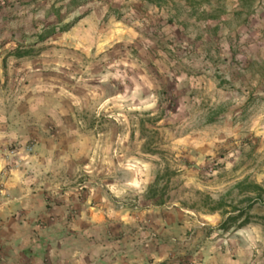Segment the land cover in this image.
I'll list each match as a JSON object with an SVG mask.
<instances>
[{
    "label": "rangeland",
    "instance_id": "374dc122",
    "mask_svg": "<svg viewBox=\"0 0 264 264\" xmlns=\"http://www.w3.org/2000/svg\"><path fill=\"white\" fill-rule=\"evenodd\" d=\"M0 146L116 180V200L198 225L195 251L264 264V0H0Z\"/></svg>",
    "mask_w": 264,
    "mask_h": 264
},
{
    "label": "crops",
    "instance_id": "0c3cea01",
    "mask_svg": "<svg viewBox=\"0 0 264 264\" xmlns=\"http://www.w3.org/2000/svg\"><path fill=\"white\" fill-rule=\"evenodd\" d=\"M4 148L0 264H235L209 246L195 251L186 235L198 225L183 212L133 209L115 199L116 180L104 189L95 178L48 173L36 152L25 159Z\"/></svg>",
    "mask_w": 264,
    "mask_h": 264
},
{
    "label": "trees",
    "instance_id": "16d2710c",
    "mask_svg": "<svg viewBox=\"0 0 264 264\" xmlns=\"http://www.w3.org/2000/svg\"><path fill=\"white\" fill-rule=\"evenodd\" d=\"M78 0H71V2H76ZM156 3H159L160 0H154ZM191 5L195 4L198 0H186ZM58 21V20H57ZM53 31V28L52 30ZM44 37V36H43ZM41 41V40H40ZM29 50L19 51L17 52V55L22 56L26 53H28ZM167 171V170H166ZM164 179V175L161 173H158L153 182L148 186L147 189V196L149 198H156V203L161 204L164 201V194H162L161 190L166 187L167 182H164V184H159L160 180ZM237 187H239L241 190L243 187H250L251 191H262L263 188L261 185L254 183V182H246V180H243L237 184ZM210 202V203H209ZM207 210L208 211H215L217 209L223 208L226 204V202L223 199L215 200L213 198H210L207 196ZM249 208L248 205H246L243 208H239L238 210L234 206L232 211H237L236 213H229L227 216H225L219 225L220 229L228 230L232 225L237 223L236 227H241L245 223L249 221V214L247 212V209Z\"/></svg>",
    "mask_w": 264,
    "mask_h": 264
},
{
    "label": "built area",
    "instance_id": "2783aa9c",
    "mask_svg": "<svg viewBox=\"0 0 264 264\" xmlns=\"http://www.w3.org/2000/svg\"><path fill=\"white\" fill-rule=\"evenodd\" d=\"M25 150H26L27 152H30V151L32 150V147H31V146H27V147L25 148Z\"/></svg>",
    "mask_w": 264,
    "mask_h": 264
}]
</instances>
